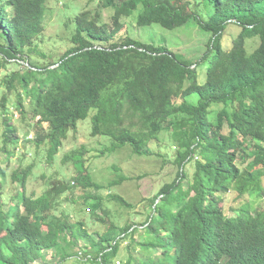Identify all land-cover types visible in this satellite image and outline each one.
Masks as SVG:
<instances>
[{"label":"trees","instance_id":"obj_1","mask_svg":"<svg viewBox=\"0 0 264 264\" xmlns=\"http://www.w3.org/2000/svg\"><path fill=\"white\" fill-rule=\"evenodd\" d=\"M45 2L0 0V70L10 61L25 69L1 80L7 88L0 99L6 125L3 148L9 153L6 143L14 149L18 143L6 106L12 89H36L32 100L26 95L36 119L34 141L46 146L50 159L68 132L93 112L91 136L110 138L108 151L128 146L135 155L153 156L157 151L152 144L167 134L177 148L172 163L178 169L173 182L151 199L150 219L119 226L108 221L102 196H74L80 184L103 188L90 178L81 150L64 156V161L79 164L78 176L52 183L38 197L26 193L31 166L25 168L16 174L21 189L13 209H6L8 201L0 192V264H61L77 257L75 246L90 255L85 262L113 264L126 236L140 247L141 257L129 255L122 264H264V0H102L101 7L113 10L109 23L100 24L99 10L80 12L72 47L59 60L37 66L27 56L36 52L34 38L44 29ZM140 3L138 26L155 23L173 29L193 19L210 34L203 83L196 63L126 32L121 20ZM232 23L238 31L227 35L226 47L223 37ZM254 37L257 45L249 51L247 39ZM191 96L197 100L190 101ZM14 105L25 112L22 96ZM211 105H216L214 119ZM244 160L243 171L239 162ZM187 165L194 168L192 174ZM112 169L118 172L116 166ZM116 176L108 187L127 178ZM234 190L235 206H225ZM65 193L72 203L82 198L106 229L90 231L76 214L73 218L59 209ZM251 196L259 200L256 205ZM107 198L132 207L119 194ZM48 251L56 263L48 261Z\"/></svg>","mask_w":264,"mask_h":264},{"label":"rangeland","instance_id":"obj_2","mask_svg":"<svg viewBox=\"0 0 264 264\" xmlns=\"http://www.w3.org/2000/svg\"><path fill=\"white\" fill-rule=\"evenodd\" d=\"M102 0H46L43 31L36 36L33 41V48L36 52L29 54L28 60L37 65L44 66L48 62L57 61L60 57L72 47L71 37L75 31V17L84 10H91L95 12L99 10L101 14L100 24L109 23V17L113 13L110 8L101 7ZM143 9L142 4H138L137 9L128 16L122 18L121 22H125L123 28L126 32L136 39L145 42H152L155 44L166 45L174 53L179 54L182 58L189 59L197 64V73L199 83H203L205 79L206 66L208 63V56H204L207 52V43L210 37L208 32L199 28L195 20H189L185 25L167 29L159 24H151L138 26L136 23L139 12ZM237 26L229 24L226 33L223 37V44L229 47V38L227 35L232 31L237 33ZM232 33V34H233ZM123 33L117 38H122ZM257 37L247 39V48L252 50L257 45ZM21 70L25 72L24 65L15 62H8L7 67L0 70V84L5 75H10L14 71ZM7 91L4 84L0 85V99ZM30 90L16 87L12 89L9 95V102L6 103L8 108L7 114H12V123L15 125L18 134V143L15 149L7 142L6 149L3 148L5 144L4 132L6 125L2 121L0 114V192L4 199H6L7 207L13 209L16 199L15 195L21 189L20 181L16 179V174L23 172L25 168L31 166L30 173L26 181V193L29 195L40 196L43 194L52 183L68 182L73 176H78L79 164L75 161H64V156L72 150H81L82 157L86 159L89 176L93 182L101 185L103 188L95 189L85 188L80 186L74 189V196L93 194L100 195L106 201V207L110 211L109 222L122 226L126 222L137 224L144 223L150 219L154 208L150 201L158 195L161 187L168 183H172L176 178L177 167L172 163L176 156L177 148L167 134H161L160 140L152 144L155 154L153 156H139L131 153L128 146L121 149H114L108 151L110 147V138L103 135L91 136V117L93 112L89 113L88 117L78 122L77 128L70 130L67 137L63 140L59 152L51 159L48 157L46 146L37 145L34 141L36 134V119L32 117V108L30 107L29 97L27 93ZM30 98L36 95V89L30 92ZM23 97L25 112L21 113L14 105L16 98ZM190 101H196V96L188 98ZM180 102V100H178ZM10 105V106H9ZM14 105V106H13ZM12 106V107H11ZM216 105H211V119H214V111ZM46 126V125H45ZM84 148V150L82 149ZM91 150L85 153L86 150ZM104 149V155L100 154V150ZM159 154V155H157ZM94 155L96 158H94ZM248 160L240 161L239 166L245 169ZM116 166L118 172L112 169ZM190 174L193 173L194 168L191 165L186 166ZM3 172V173H2ZM117 173L120 176L127 177L121 183L108 187L110 181L117 180ZM110 193L119 194L132 204L131 208L120 206L115 201H107V195ZM61 204L59 209L64 208L67 212L75 214L77 219H81L84 225L90 230L102 231L106 226L98 221H95L88 212L87 206L84 205L82 198H75L76 203H72L69 193L60 195ZM67 197V199H65ZM236 191L229 192L226 196L225 206H235L234 199ZM159 196L155 198L157 201ZM251 201L254 205L258 203L255 196H251ZM227 215H231V210L225 209ZM229 211V212H228ZM58 213V212H57ZM143 232V231H142ZM141 232H137L136 240L141 239ZM140 235V236H139ZM139 236V237H138ZM130 245H132L130 247ZM83 247L75 246L74 251L80 252ZM135 244H132L130 236H126L120 241L119 252L113 260V264H122L131 255L135 260L141 257ZM46 258L49 262L56 263L51 257V252L46 253ZM80 260L76 257L68 258L61 262V264H91L85 262L82 256ZM42 263V262H40Z\"/></svg>","mask_w":264,"mask_h":264},{"label":"clouds","instance_id":"obj_3","mask_svg":"<svg viewBox=\"0 0 264 264\" xmlns=\"http://www.w3.org/2000/svg\"><path fill=\"white\" fill-rule=\"evenodd\" d=\"M82 256L84 257V260H85V261L90 257V255H88L87 257H85V256L83 255L82 251L77 252V257H76V258L82 260V259H81ZM82 261H83V260H82Z\"/></svg>","mask_w":264,"mask_h":264}]
</instances>
